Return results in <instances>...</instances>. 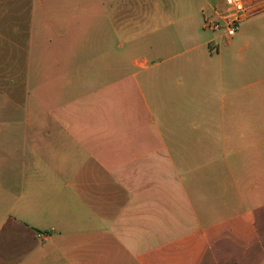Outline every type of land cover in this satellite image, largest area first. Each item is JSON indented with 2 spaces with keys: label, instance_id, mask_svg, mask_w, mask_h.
<instances>
[{
  "label": "crops",
  "instance_id": "obj_1",
  "mask_svg": "<svg viewBox=\"0 0 264 264\" xmlns=\"http://www.w3.org/2000/svg\"><path fill=\"white\" fill-rule=\"evenodd\" d=\"M221 5L0 8V264H264V0Z\"/></svg>",
  "mask_w": 264,
  "mask_h": 264
},
{
  "label": "built area",
  "instance_id": "obj_2",
  "mask_svg": "<svg viewBox=\"0 0 264 264\" xmlns=\"http://www.w3.org/2000/svg\"><path fill=\"white\" fill-rule=\"evenodd\" d=\"M261 0H222L221 7L202 10V24L210 31H220L226 39H231L244 20Z\"/></svg>",
  "mask_w": 264,
  "mask_h": 264
},
{
  "label": "rangeland",
  "instance_id": "obj_3",
  "mask_svg": "<svg viewBox=\"0 0 264 264\" xmlns=\"http://www.w3.org/2000/svg\"><path fill=\"white\" fill-rule=\"evenodd\" d=\"M14 1H15V7H16L15 24L19 25V21H21V19H20L21 15L20 14L22 11H21V9L18 10V8L22 7L21 5H22L24 0H14ZM6 2H7V0H0V8L2 6H4ZM251 11H253V10H251ZM4 12L5 11L3 9H0V19H1V15H3ZM251 19H252V21H256V22L253 23L252 28L248 29L247 33L252 34L251 36L254 37V41L251 43L252 49H250L251 53L254 56V51L256 49H258V47H260L261 44H263V46H264V9L255 10V14L253 13V15L251 16ZM1 23H2V21H1ZM15 38H16V45H15L16 53L20 55L22 53L21 39H20V36L17 34H16ZM3 49H6V42H0V50H3ZM17 54H16V56H17ZM255 56L258 57V54H256ZM0 60L4 61V63H5L6 58H1ZM14 60H15L16 68H17V66L20 67L21 62H22V58L21 57H15Z\"/></svg>",
  "mask_w": 264,
  "mask_h": 264
}]
</instances>
